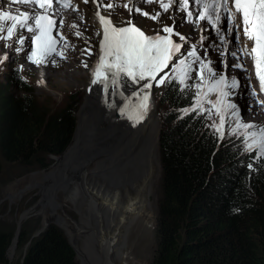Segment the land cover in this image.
Returning <instances> with one entry per match:
<instances>
[{"label": "trees", "instance_id": "trees-1", "mask_svg": "<svg viewBox=\"0 0 264 264\" xmlns=\"http://www.w3.org/2000/svg\"><path fill=\"white\" fill-rule=\"evenodd\" d=\"M5 76L0 83V160L9 172L43 169L50 155L61 154L72 142L74 95L71 105L51 111L36 99L18 69ZM179 89L173 81L162 96L160 137L161 124L155 120L143 132L152 136L156 131L155 137L147 138L146 149L140 138L134 141L137 155L123 156L124 165L111 171L113 178L107 175L101 181L88 169L87 195L76 211L88 223L94 245L83 260L77 254L82 264H144L135 253H144L147 241L152 243L156 201L155 250L149 264H264V158L257 161L229 143L235 138L219 145L205 115H183L192 96ZM119 152L110 156L112 164L122 156ZM111 166L109 162L107 168ZM28 231L26 226L18 246ZM41 235L20 264H77L58 226L49 225ZM12 238L0 229V264H7ZM15 249L13 245L12 258Z\"/></svg>", "mask_w": 264, "mask_h": 264}, {"label": "snow or ice", "instance_id": "snow-or-ice-1", "mask_svg": "<svg viewBox=\"0 0 264 264\" xmlns=\"http://www.w3.org/2000/svg\"><path fill=\"white\" fill-rule=\"evenodd\" d=\"M88 2L89 0H83L85 4ZM92 2L96 7L94 16L100 25L95 36L102 37L98 42V60L92 84L103 85L106 102L111 87L113 95L118 94L125 99L124 106L119 109L121 115L137 124L144 119L150 108L153 84L160 87L166 82L170 84L175 81L181 92L194 90V95L190 97L191 106L182 109L183 115H205L212 120L209 127L219 139H224L227 128L229 136L242 138L245 152H255L257 161L264 158V126L245 122L240 107L232 102L231 97L239 89L240 81L236 76L228 75L226 59L231 55L237 61L232 67L246 71L242 59L243 54H248L253 60L260 91L264 92V0H140V3L137 0H125L123 5L118 0ZM11 3L26 5L28 10L17 9L15 14L0 10V39L10 41L14 35L17 36L16 42L20 47L16 51L20 52L28 39L23 31L31 34L30 55L27 59L37 66L46 64L53 56L66 58L64 51L57 47L58 44L63 48L72 47L62 32L64 18L61 12L71 10L79 13V4L75 0H11ZM150 3H158L162 11L149 13L140 7V4ZM173 5L177 11L185 13L180 21L181 27L184 22L203 21L215 30L219 38L218 54L225 57L219 62L222 71L213 67L215 61L208 56V48L204 45L207 37H200L199 47L204 49L203 56L199 54L195 42L182 51L190 37L178 31L174 16L171 26L165 24L160 32L153 35L146 34L131 16L123 22L112 18L115 9L123 6L130 14L138 13L158 22L163 13L168 12ZM57 16H60L59 26ZM83 19V15H80L81 22ZM70 27L77 29V37L82 35L78 24L73 22ZM53 32L56 33L55 36ZM233 33L234 41L230 39ZM241 33L246 41L243 48L239 46ZM173 37H178V42ZM233 42L236 47L229 50L228 45ZM247 42H251L250 45ZM209 46L216 47L211 40ZM91 49L89 42V47L82 51L90 56L93 54ZM7 59V54L0 56V63ZM84 66L87 67V63ZM125 78L131 85L138 86V91L133 93L136 103L125 97L123 91H119ZM248 79L250 81V77ZM248 87H251L250 83ZM251 94L255 99L257 94L254 88ZM256 103L264 101L256 100ZM248 167L251 168L252 165Z\"/></svg>", "mask_w": 264, "mask_h": 264}, {"label": "rangeland", "instance_id": "rangeland-1", "mask_svg": "<svg viewBox=\"0 0 264 264\" xmlns=\"http://www.w3.org/2000/svg\"><path fill=\"white\" fill-rule=\"evenodd\" d=\"M93 6L95 7L94 4ZM145 11H148V9L145 8ZM157 11H162V10L160 9L158 3H153L152 8H151V13H155ZM121 14L122 13H120V15ZM74 16L76 15L74 14ZM116 16H117L116 13H114L112 16L113 20H116ZM165 17H166L165 15L164 16L162 15V18H165ZM72 20H73V16L70 19H68V23H70ZM136 20L139 24H141L144 28H147V29H152V30L159 29L160 31V29L163 27V24L159 26L157 24V21L149 19L145 16H137ZM73 22L78 24V21H76V19H74ZM23 35H25L29 39V35H27L26 31H23ZM28 39H26L25 44L23 46V50L20 52L16 51V48L20 47L16 42L17 36L14 35L10 41H5L3 39H0V56H2L3 54H6L9 46L11 45L13 46L12 52H10V54L8 55V57L10 58L0 63V81L2 80L5 81V78H6L5 75H9L11 72H13V70L18 69L20 72L21 78L29 86H31L32 92L34 93V96L36 97V99L38 98L43 103V106H47L51 111H56L62 107L71 105L72 101H71L70 96L73 94L74 95L73 104L77 105V110L74 113L75 126L73 130V134L76 129V123H77L76 113L81 108L84 94H85L84 103H87V96L90 94L92 90H94V98L95 100H97L98 106L100 107V109H102L103 114L106 111L109 112L111 115L120 114V111H119L120 102L118 103L119 105H117L118 109H113V108L110 109L109 105L106 106L109 103H105L104 101L101 100L103 96L105 95L103 91V85L101 86V88H99L98 93L96 95L95 88H94L95 85L92 84L93 76L89 72V68L92 65V62L94 59V54L89 56L82 51L83 49H86L88 45L72 44V47L63 49L64 55L66 58L62 59L58 56H53L48 59V62L46 64H41L37 66L27 59L28 55H30V48L28 47L29 45ZM53 60L55 61V63H53ZM62 62H67L69 67L67 69L66 67L64 68V66L62 65L63 64ZM85 63H87L88 65L87 67L84 66ZM65 70L74 71V73L79 74V75L84 74V76H82L81 79L79 78L76 80H74V77L76 74L75 75L68 74L67 77L66 76L60 77V75H57L58 77L55 76L56 74L63 73V71ZM71 81H74V83H72ZM191 82L192 81H190V83ZM174 83L178 84L175 81ZM76 84L78 85L80 84V85L77 86ZM168 85L169 83L167 82L160 87H156L154 84V105L152 103V106L154 108L153 110L155 114H152V116L150 115L149 118L145 119V120H148V122H146V125L140 127L138 131L136 132L134 131L127 140L130 139V141L133 140V142L137 141L141 137L140 135L143 134V132L148 128V126L151 125V123L155 120L160 121V124H161L160 130H161L162 125H163L162 117L165 111V109L162 107L164 106V104L163 103L161 104V99ZM13 89L16 92H19L18 87H14ZM129 90L130 89L128 88V91ZM187 91L191 94V96L194 95V90H187ZM111 92L112 94H110ZM107 97L111 99L117 98L116 95H113V90H111V88L108 92ZM234 97L235 96L231 97L232 102H234ZM248 97L249 95L245 93L239 102V106L242 102V104L247 105V108H248V109H244L241 107V110H242L241 116L243 117V119L246 116L254 124L260 125L261 117H254L255 115L254 113L263 114L264 110L256 106L255 104H253L252 100H248ZM84 107H85V104L81 109L77 125L79 124V121L81 120V114L84 110ZM92 111H93L92 108H90L88 115H90ZM205 119L207 120V122L206 121L205 122L208 123L209 125L212 123V120H209L207 118ZM213 119L218 120V118L216 117H213ZM110 124L112 125V123ZM99 127L101 129L103 128V126L101 125ZM104 127L106 128V130H104L103 128V132L105 131L104 134H101V132H99V135L105 136V133L107 134L108 129L106 126ZM208 129H210V127H208ZM214 135L218 136L217 134H214ZM88 140H90V138H88ZM217 140L219 141L220 139L217 138ZM111 155L112 153H107V154L104 153L102 156L94 157L87 164L89 171L96 172L95 175L99 174V176L101 177L100 178L101 181H105L107 174L110 173L108 172L109 170L107 171L104 170L102 171L104 173L100 174L102 173L101 169L109 165V162L111 160L110 158ZM105 157H107V161L100 162V161H104ZM48 162H49L48 166H50L54 162V159L52 160L50 158ZM99 163L102 164L104 167L100 169L97 166ZM159 163H160V158H159ZM6 166L8 165L4 163V161L0 160V170H1V175H0V229L3 231H8L12 233L13 238H12L11 244L14 243V247L16 248L14 251L13 258H12L13 252L9 251L11 244L7 248V251H6L7 260H8L7 264H15L16 262H19L20 264L21 263L20 261L23 260L22 254L25 253L28 246L31 244V242L35 241L40 236H42L41 234L47 228H45L44 230H41L42 224H43V215H41L42 219H40L39 221V218H37L38 208H35L34 210H30L27 216H24L23 218L20 217L23 212H25L26 210H28L29 208H31L33 205L36 204L39 198L38 191L40 187H37V186L33 187L35 184H37L36 179H34L35 177L34 175L28 176L25 179H22L20 181H17V180L19 177H22L25 174L29 175L30 174L29 172L35 171V169L29 170L26 172L24 171L27 169L9 172L8 171L9 167H6ZM88 169H87V176L84 179L82 178L83 176L81 174L79 177L80 179L73 180L71 183L68 184V186L65 187L66 191L63 196L59 195V198L58 196L56 198V201L57 200L60 201V203L63 205L62 209L70 217L72 221L71 223H73V226H77L80 230V233L84 235L82 237H78L77 235L75 237H72L68 232L66 234V231H64L62 228L59 227L61 232L66 236L68 243L70 240V242H72V244L77 250V253H76L74 249L75 259H76L77 264H82V260L85 258L86 254L90 251V249L94 245V238H93V235L91 233L88 223L82 218V216L78 213V211H76L77 202L80 199H82V197L87 195ZM160 173H161V165H160ZM160 173L156 179V184L154 186L156 200H158ZM8 185L9 187L8 189H6ZM14 186H15V191L12 192L11 188ZM41 188L43 192V187ZM47 210L49 212L51 211L49 206L47 207ZM29 213H30V216H29ZM156 214H157V201H156L155 215L153 217L151 241L149 240L152 243L151 245H149L147 241L148 246L144 250V253H138V254L135 253L136 259L145 260L144 264L150 263V261L152 260V256L154 254V250H155L154 234H155V227H156ZM26 226H28V230H29L28 235L27 237H25V240L22 242V244L18 246L17 244H18L19 236ZM14 239H16V241H13ZM77 254L80 256L82 260L78 258Z\"/></svg>", "mask_w": 264, "mask_h": 264}, {"label": "bare ground", "instance_id": "bare-ground-1", "mask_svg": "<svg viewBox=\"0 0 264 264\" xmlns=\"http://www.w3.org/2000/svg\"><path fill=\"white\" fill-rule=\"evenodd\" d=\"M72 16H73V20L69 23L70 25L73 23L74 19H76V21H78L76 16H74V13H71L68 16L67 21ZM70 25H66L65 28H67L69 30L72 29L70 27ZM12 50H13V46L11 45L7 49L8 54H10V52ZM62 63H63L62 65L64 66V68L66 67V69H67L69 67L67 62H62ZM51 68H52V66H51ZM68 74L75 75L76 73H74V71H71V70H67V71L65 70V71H63V73L56 74L55 76L58 77L57 75H60V77H62V76L67 77ZM82 76H84V74H80V75L76 74L74 77V80L79 79V78L81 79ZM71 82L74 83V81H71ZM76 85L79 86L80 84L79 85L76 84ZM101 86L102 85H97V84L94 86L96 95L98 93L99 88H101ZM110 88H109V90H110ZM128 88L130 89L129 91H128ZM111 90H112V88H111ZM133 90H134V88H133V85H131V83H129V85H123L119 89V91H123L124 96L128 97V98H131ZM110 94H112V92ZM116 96H117V98H115V99H111V98L107 97V102H106L105 95H104L101 100L104 101L105 103H109L106 106L109 105L110 109L111 108L118 109L117 108V105H119L118 103L120 102V108L123 107L124 103H125V99L118 94ZM93 98H94V90H92L90 92V94L87 96V103H84V100H85V97H84V100L81 104V108L78 111V116L80 115L81 109L84 106V104H85V107H84V110L81 114V120L79 121V124L76 127L72 142L69 146L70 147L69 150L77 156V153L80 150H83L88 145H92L93 143L97 142V146H99L100 149L103 150V152L106 154L112 153L111 156H113L118 151H120L119 154H121L122 156H120L117 160H115L113 164H112V161L110 160V166H111V164H112V166L109 168H105L106 171L109 170L108 172H110V173H108V172H106V173H108L107 175L110 176L112 170H116L115 168H118V167L124 165V159L122 158L123 156H125V157L129 156V157L133 158L137 155V152L139 151L138 145H134L133 140L128 141L127 139L129 138V136L134 131L136 132V131H138V129L140 127L145 126L146 122H148V120H145V119L149 118L150 115L152 116V114H155V112H154V110H151V111L148 110L147 115L144 117V119L137 124H134L133 121L132 122H126L123 117L118 118L119 121H111L113 118L115 119L120 114L111 115L107 111L103 114L102 109H100V107L98 106L97 100H95V98L94 99ZM132 102H133V100H132ZM149 103H150V107H152V101H150ZM110 105H114V106H110ZM90 108H92V110L96 111V112L92 111V113L90 115H88ZM104 118H106L108 120H106ZM110 123H112V125ZM100 125L103 126L104 130H106V128L104 126H106L108 129L107 134L105 133V136L99 135L98 130H102L101 134H104V132H105V131L103 132V128L101 129L99 127ZM160 127H161V125L158 128V132H160ZM82 131H83V133H82ZM155 133H156V131H155ZM155 133L153 134L154 137H155ZM152 136H151V132H150V135L149 134H146V135L142 134L141 135L139 142L142 146H144L145 149H146V145H147L146 144L147 138L148 137L152 138ZM88 138H90V140H88ZM97 138H98V140H97ZM113 139H115V141H113L111 144L109 141L113 140ZM158 139H159V137H158ZM104 143L107 144L108 148H106V149L104 147L102 148ZM69 155L70 154L68 152L67 157ZM105 161H107V157H105ZM66 165H73L76 167L79 166V164H77V163L65 164L64 166L61 167V169H59L57 171V180L56 181H59V182H62V180H64V181L66 180V182L68 181L69 173L72 171L73 168H66L65 167ZM87 169H88V167L86 166L81 172L83 179L87 176ZM31 175H34L35 176L34 179H36V181H38L39 174L25 175V176L21 177L20 179H18L17 181L25 179L26 177L31 176ZM80 175H79V177H80ZM111 178H113V177H111ZM78 179H80V178H78ZM70 180L72 182L74 179H70ZM8 187H9V185L7 186L6 189H8ZM39 187H43V186H39ZM11 189H12V192H14L15 186L12 187ZM43 190H44V187H43ZM54 195H55V197H53V200H52L53 202L56 201L57 196L59 198L58 193L54 194ZM36 208H38V207H36ZM43 213L45 215H48V213H51V212H49L46 209V211H44ZM27 215H28V213H27ZM37 215L39 216V212L37 213ZM45 215H43V222L46 219ZM29 216H30V213H29ZM63 222L65 224L64 228H65L66 234L68 232L72 237H75L76 235L78 237L84 236L80 233V230L77 226H73V223H71L72 222L71 219H64ZM13 245H14V243H12L11 247ZM11 247H10L9 251L11 250ZM75 250H76V248H75ZM76 253H77V250H76Z\"/></svg>", "mask_w": 264, "mask_h": 264}, {"label": "water", "instance_id": "water-1", "mask_svg": "<svg viewBox=\"0 0 264 264\" xmlns=\"http://www.w3.org/2000/svg\"><path fill=\"white\" fill-rule=\"evenodd\" d=\"M131 99L133 100V96H131ZM96 112V111H94ZM76 116L78 118V112L76 113ZM123 117L126 122H132L129 120L126 116L118 115L115 119L113 118L111 121H119L118 118ZM77 127V123H76ZM98 132H102L101 130H98ZM73 137V136H72ZM115 141V139L110 140L109 142L112 144V142ZM108 148L107 144H103L102 148ZM69 145L66 147V149L59 155H51V158L54 159V162L48 166L47 168H43L36 171L29 172L30 174H39L38 177V184H35L33 187L37 186H43L44 190L42 192V188L40 187L38 194L39 198L35 205H33L31 208L26 210L21 214V218L24 216H27V213L30 210H34L36 207H38L39 215H45L43 212L46 211L47 207L51 209V213H48V215H45V221L42 224V229L44 230L49 225L54 224L60 228H62L65 231V224L63 222L64 219H70V217L66 214V212L62 209L63 205L60 203V201H52L53 197H55L54 194L63 196L65 193V187L68 186L69 183H71L70 179L77 180L79 178V175L81 174L82 170L87 166V164L96 156H102L104 154L103 150L100 149L99 146H97V142L93 143L92 145H88L83 150H80L77 153V156L73 154L69 150ZM69 152V156L67 157V153ZM79 164L78 167L73 165H66V168H73L72 171L69 173L68 181L62 180V182L56 181L57 180V171L61 169L62 166L65 164ZM108 166H105L107 168ZM76 169V170H75ZM69 239V238H68ZM13 241H16L14 239ZM69 244L73 249L74 246L69 240ZM76 251V250H75Z\"/></svg>", "mask_w": 264, "mask_h": 264}, {"label": "clouds", "instance_id": "clouds-1", "mask_svg": "<svg viewBox=\"0 0 264 264\" xmlns=\"http://www.w3.org/2000/svg\"><path fill=\"white\" fill-rule=\"evenodd\" d=\"M80 0H75V2H79ZM93 6L92 5H90V6H88L87 7V10H85V12H88L89 13V15L91 16V19H89L88 20V23H81V24H79L78 23V25H79V31L82 33V35L81 36H79V37H77L76 35H75V31L77 30V29H67V28H65V26L66 25H70L69 23H68V21H67V18H68V16L71 14V13H68V14H66L65 16H62L63 18H64V27H63V29H62V32H63V34L67 37V40H68V42H69V44L70 45H72V44H79V45H84V44H86V45H88L87 46V48L89 47V42L91 43V45H92V49H94L95 50V47L97 46V44H98V40H99V38H96L95 37V32L98 30V29H100V25H99V23H98V21L96 20V18H95V16H94V12L95 11H90V9L92 8ZM121 7H123V6H121ZM143 7V9L145 10V8L146 9H148V11L147 12H149V13H151V6L150 5H146V6H142ZM173 8V10L174 11H176V9H174V6L172 7ZM17 9H20V10H28V6H26V5H20V4H17V5H12V4H7V3H5V6L4 5H1V3H0V10H4V11H12L14 14L16 13V11H17ZM63 13L64 12H67V10H65V11H62ZM114 13H116V20L115 21H119V22H122V21H120V18H119V15H120V13H122L121 14V17H123V18H129L130 17V15L127 13V10H122V11H118V9H117V11L115 12L114 11ZM113 13V14H114ZM103 14V13H102ZM165 14V13H164ZM78 16H76V18H77ZM132 19H133V21H134V23H136L137 24V26H139V27H141L142 28V30H144V31H148V29L147 28H144L141 24H139L138 22H137V20L134 18V17H132ZM59 20H60V17L57 19V25L59 26ZM101 31H102V29H101ZM27 35H29V39H28V44H30V35L31 34H29V33H27ZM53 35L55 36L56 35V33L55 32H53ZM92 35V36H91ZM204 45L205 46H209V43H206V42H204ZM216 46H217V44H215ZM28 47H29V45H28ZM58 50H63L64 48H63V46L61 45V44H58ZM93 50V54H94V58H95V56H96V50L94 51ZM12 52V51H11ZM4 53V52H3ZM6 54L7 55H9L8 54V52H6ZM3 55H5V54H3ZM2 55V56H3ZM10 57H8V59H9ZM94 66H95V60L93 59V62H92V65L90 66V68H89V72L91 73L92 72V70H93V68H94ZM235 72V71H234ZM237 77V76H236ZM255 82L256 83H258V79H257V77H256V80H255ZM0 83H4V81L2 80V81H0ZM246 85H248V84H244V81L242 82V84L240 83V87H239V89H237L236 91H238L237 92V94H235V97H234V103H236L238 106H239V102H240V100H241V98L243 97V93H242V91H241V89H243L244 91H248V87H244V86H246ZM255 87H258L257 89H256V92H258L260 89V87H259V85H257V86H255ZM241 88V89H240ZM254 100H259V101H264V94H263V96H260V95H257V97L254 99ZM189 105H191V104H189ZM244 106V107H243ZM256 106H258V107H260L261 109H263L264 110V103H257L256 104ZM188 107H190V106H188ZM240 110H241V107L242 108H244V109H248L247 108V105H245V104H242V102H241V104H240ZM254 108V107H253ZM242 111V110H241ZM255 115H254V117H261V124H260V126H264V113L263 114H261V113H254ZM253 117V118H254ZM205 118H206V116H205ZM244 121L245 122H249V123H253L252 121H250L246 116H245V118H244ZM227 129V128H226ZM159 135H160V132H159ZM228 138H235L234 140H231L229 143H233V144H237V146L241 149V150H243V151H245L244 150V148H245V145H244V143H243V140H242V138H239V137H237V136H229L228 134H227V130L225 131V137H224V139L223 140H219L218 141V144L221 142V141H224L225 139H228ZM159 140V139H158ZM66 149V148H65ZM248 154H250L252 157H253V155L256 157V154H255V152H251V153H248ZM52 155H54V154H52ZM50 158H51V155H50ZM263 159V158H262ZM36 171V170H35Z\"/></svg>", "mask_w": 264, "mask_h": 264}]
</instances>
